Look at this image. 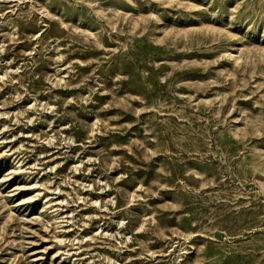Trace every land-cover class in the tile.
Instances as JSON below:
<instances>
[{"label":"rangeland","instance_id":"1","mask_svg":"<svg viewBox=\"0 0 264 264\" xmlns=\"http://www.w3.org/2000/svg\"><path fill=\"white\" fill-rule=\"evenodd\" d=\"M0 264H264V0H0Z\"/></svg>","mask_w":264,"mask_h":264}]
</instances>
